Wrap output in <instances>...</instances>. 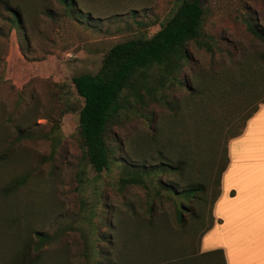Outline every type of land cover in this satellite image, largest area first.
<instances>
[{"label":"rangeland","instance_id":"374dc122","mask_svg":"<svg viewBox=\"0 0 264 264\" xmlns=\"http://www.w3.org/2000/svg\"><path fill=\"white\" fill-rule=\"evenodd\" d=\"M3 1L0 264L22 253L33 264H222L201 254L212 251L213 200L227 190L228 143L264 98V0H203L212 53L187 44L175 111L149 104L147 122L113 127L115 159L100 173L82 159L76 110L59 117L69 106L52 83L93 74L111 46L157 31L178 0H72L71 13L59 0ZM138 168L150 172L142 184L122 182Z\"/></svg>","mask_w":264,"mask_h":264},{"label":"trees","instance_id":"16d2710c","mask_svg":"<svg viewBox=\"0 0 264 264\" xmlns=\"http://www.w3.org/2000/svg\"><path fill=\"white\" fill-rule=\"evenodd\" d=\"M59 1L70 6L69 12L73 11L72 0ZM0 4L6 11H10L5 1L0 0ZM206 15L203 0H178L171 15L157 31L149 36H131L111 46L100 57L99 66L93 74H81L68 81L52 83L56 92L51 97L58 98V101L70 108L62 110L59 117L74 110L77 112L76 130L82 159L94 172L108 170L115 159L111 145L113 127H120L134 117L147 122L146 108L149 104H159L173 111L174 104L169 94H172L173 89L184 88L178 74L188 61L187 44L193 42L196 47L208 53L214 49L212 38L203 27ZM242 22L249 33L263 39L248 19ZM261 58L264 61V54ZM72 97L80 101L76 109L71 106L72 103L67 102ZM263 101L264 98L256 102L244 117V122ZM178 169L179 166L172 170ZM149 174L139 168L130 170L125 172L122 182L142 184V178ZM163 190L169 193L168 189ZM183 191L179 193L183 195ZM178 216L181 217L180 213ZM41 240L38 239L37 245ZM201 255L218 256L224 264L220 250ZM32 260L22 253L10 264H33Z\"/></svg>","mask_w":264,"mask_h":264},{"label":"crops","instance_id":"0c3cea01","mask_svg":"<svg viewBox=\"0 0 264 264\" xmlns=\"http://www.w3.org/2000/svg\"><path fill=\"white\" fill-rule=\"evenodd\" d=\"M227 147L233 160L221 173L227 190L212 203L208 251L220 248L224 264H264V101Z\"/></svg>","mask_w":264,"mask_h":264}]
</instances>
